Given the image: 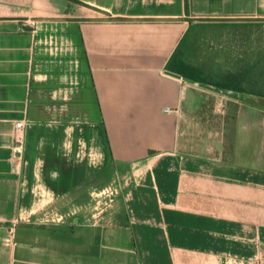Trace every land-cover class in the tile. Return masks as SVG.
<instances>
[{"label":"crops","instance_id":"1","mask_svg":"<svg viewBox=\"0 0 264 264\" xmlns=\"http://www.w3.org/2000/svg\"><path fill=\"white\" fill-rule=\"evenodd\" d=\"M259 23L264 0H0V264H264V97L167 74Z\"/></svg>","mask_w":264,"mask_h":264},{"label":"rangeland","instance_id":"2","mask_svg":"<svg viewBox=\"0 0 264 264\" xmlns=\"http://www.w3.org/2000/svg\"><path fill=\"white\" fill-rule=\"evenodd\" d=\"M216 29H205L200 32V43L196 46V50L191 52L189 58L196 57V63L200 59L206 62L209 58L212 59L211 62L218 61L222 64L218 67H206L204 70L206 77L215 73H222L225 76L235 75L242 80L241 85L247 91L263 93L264 23L240 24L229 29L227 34L221 36L225 39L224 43L217 45L208 40L215 37ZM194 32L191 37L195 36Z\"/></svg>","mask_w":264,"mask_h":264},{"label":"trees","instance_id":"3","mask_svg":"<svg viewBox=\"0 0 264 264\" xmlns=\"http://www.w3.org/2000/svg\"><path fill=\"white\" fill-rule=\"evenodd\" d=\"M192 53L190 51H188V54L183 53V56L185 55H191ZM176 56L178 57V52L175 54V58ZM169 70L177 73L187 79H191L194 81H198V82H202L204 84H208L211 86H216L219 88H223L226 90H232V91H236V92H243V93H247V94H252V95H258L261 97H264V92H252V91H247V89H244L242 87V80L235 76V75H230V76H225L224 82L222 83H216L213 82L212 80H210L209 78H207L205 76V72L203 71V68H193L192 66L187 65L185 62H182V60L177 61V63L173 61V63H171L169 65Z\"/></svg>","mask_w":264,"mask_h":264},{"label":"water","instance_id":"4","mask_svg":"<svg viewBox=\"0 0 264 264\" xmlns=\"http://www.w3.org/2000/svg\"><path fill=\"white\" fill-rule=\"evenodd\" d=\"M167 74L170 75V76L176 77V78H181L180 75H178V74H174V73H172V72H167Z\"/></svg>","mask_w":264,"mask_h":264},{"label":"built area","instance_id":"5","mask_svg":"<svg viewBox=\"0 0 264 264\" xmlns=\"http://www.w3.org/2000/svg\"><path fill=\"white\" fill-rule=\"evenodd\" d=\"M165 112H166V113H169L170 110L167 109V110H165ZM21 125H22V124L20 123V124H18L17 126H18V127H21Z\"/></svg>","mask_w":264,"mask_h":264}]
</instances>
